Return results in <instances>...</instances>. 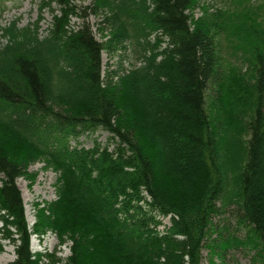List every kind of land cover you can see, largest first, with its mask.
Masks as SVG:
<instances>
[{
  "label": "trees",
  "instance_id": "1",
  "mask_svg": "<svg viewBox=\"0 0 264 264\" xmlns=\"http://www.w3.org/2000/svg\"><path fill=\"white\" fill-rule=\"evenodd\" d=\"M197 1L94 0L113 27L106 42L72 23L69 0H58L43 37L39 23L0 26V234L16 246L10 264H38L32 236L48 231L70 243L66 264H201L205 246L232 245L210 232L218 202L235 191L264 258V0H229L195 18ZM129 38L142 40L145 62L104 82L103 50ZM223 52L233 60L211 114L206 93ZM97 129L113 149L72 144ZM37 161L58 173L57 197L30 225L17 180Z\"/></svg>",
  "mask_w": 264,
  "mask_h": 264
},
{
  "label": "rangeland",
  "instance_id": "2",
  "mask_svg": "<svg viewBox=\"0 0 264 264\" xmlns=\"http://www.w3.org/2000/svg\"><path fill=\"white\" fill-rule=\"evenodd\" d=\"M77 11V15L72 17V23L79 26L88 23L95 37L106 42L109 39L112 25L103 23L106 10L101 9L96 12L94 10V0H69ZM62 4L58 0H0V26L16 21L19 26H25L29 23H39L40 37L47 34L53 15L59 13ZM232 5L229 0H199L197 5L190 12L195 18L203 15L204 10L209 11L216 7H226ZM106 13V14H105ZM40 21V22H39ZM103 28V29H102ZM154 35L151 36L153 41ZM2 41H4L2 39ZM141 43V44H140ZM142 40L140 42L135 38L126 39L123 43H112L111 48L104 49L102 52V77L106 82L108 73L113 75V81L118 80V74L122 75L124 71H128L135 66H139L145 61L140 55L143 52ZM107 45V43H106ZM224 59L221 60V67L216 77V81L209 84L206 93L207 108L213 114V101L222 97L218 81L222 77V73L227 71L233 57L223 52ZM116 73V74H115ZM130 111H126V110ZM123 110L127 119L134 116V106H127ZM219 113L215 112V116ZM220 124L219 121H215ZM222 122V121H221ZM111 133L104 129H97L90 133L85 132L78 140H73L72 144H78L84 147H92L95 140L102 145H110L113 149L114 142L111 140ZM180 148L179 154L183 153ZM28 176L20 177L17 180L23 201L25 204L27 219L32 225L35 221L36 210L39 206H44L47 202L53 201L57 197L56 182L58 173L53 169L45 166L42 161L33 163L28 169ZM1 184V180H0ZM235 191V190H234ZM223 199L218 202L217 211L211 217L210 232L214 243L219 244L222 241H230L232 245L221 250L220 247L210 249L205 246L202 251L201 264H264V258L260 255L258 249L252 246L256 244V236L241 217V206L238 193L236 191L230 195L229 202L222 204ZM162 219L164 224H170V217H157ZM1 225V222H0ZM164 225L160 226L163 229ZM246 239H252L251 244H247ZM210 240V239H209ZM32 249L41 255L38 264H66V257L69 255V245L60 244L57 235L48 231L44 236H32ZM15 244L13 241L4 239L0 234V264H10L15 258ZM52 253V256H48Z\"/></svg>",
  "mask_w": 264,
  "mask_h": 264
}]
</instances>
